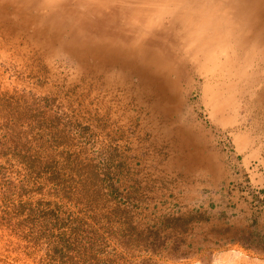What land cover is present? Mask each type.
I'll return each instance as SVG.
<instances>
[{"label":"rangeland","instance_id":"rangeland-1","mask_svg":"<svg viewBox=\"0 0 264 264\" xmlns=\"http://www.w3.org/2000/svg\"><path fill=\"white\" fill-rule=\"evenodd\" d=\"M18 1L0 264H264V0Z\"/></svg>","mask_w":264,"mask_h":264},{"label":"bare ground","instance_id":"bare-ground-1","mask_svg":"<svg viewBox=\"0 0 264 264\" xmlns=\"http://www.w3.org/2000/svg\"><path fill=\"white\" fill-rule=\"evenodd\" d=\"M17 1H18V0H17ZM139 1H140V0H139ZM18 2H19V1H18ZM108 5H109V4H108ZM135 5H136V4H135ZM133 6H134V5H133ZM135 7H136V6H135ZM100 8H101V7H100ZM138 8H139V7H138ZM138 8H136V9H138ZM136 9H135V10H136ZM87 10H88V9H87ZM90 11H91V10H90ZM257 11H259V10H257ZM89 13H90V12H89ZM87 14H88V13H87ZM109 14H110V13H109ZM100 15H101V14H100ZM98 16H99V15H98ZM104 16H106V14L103 15V17H104ZM114 16H115V15H114ZM115 17H116V16H115ZM115 17H114V18H115ZM95 30H96V29H95ZM121 32H122V31H121ZM123 32H124V31H123ZM134 33H135V32H134ZM147 34H148V33H147ZM104 38H105V37H104ZM109 38H110V37H109ZM129 38H130V37H129ZM126 40H127V39H126ZM132 40H133V39H132ZM181 41H183V40H181ZM262 43H263V42H262ZM131 44H132V43H131ZM146 68H147V67H146ZM152 76H153V75H152ZM142 78H143V77H142ZM150 93H151V92H150ZM261 96H263V95H261ZM259 99H261V98H259ZM262 101H263V100H262Z\"/></svg>","mask_w":264,"mask_h":264},{"label":"trees","instance_id":"trees-1","mask_svg":"<svg viewBox=\"0 0 264 264\" xmlns=\"http://www.w3.org/2000/svg\"><path fill=\"white\" fill-rule=\"evenodd\" d=\"M77 264V263H76Z\"/></svg>","mask_w":264,"mask_h":264}]
</instances>
